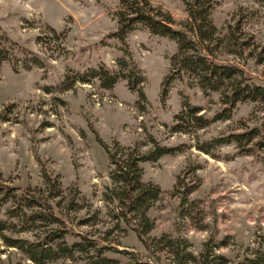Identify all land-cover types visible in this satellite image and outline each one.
<instances>
[{"label": "rangeland", "instance_id": "1", "mask_svg": "<svg viewBox=\"0 0 264 264\" xmlns=\"http://www.w3.org/2000/svg\"><path fill=\"white\" fill-rule=\"evenodd\" d=\"M151 1L174 16L176 28L189 17L183 0ZM215 1L212 19L222 39L215 46L217 60L240 63L264 85V0ZM121 3L0 0V45L8 49L0 63V184L14 188L8 198L0 193V218L10 227L0 234V264H36L9 246L6 237L38 240L67 229L106 239L154 264H176L166 240L177 238L186 239L197 255L210 243L215 254L227 259L216 264L264 258V147L252 148L259 138L224 144L210 153L201 150L214 138L261 126L264 101H241L230 119L191 133L175 132L185 99L213 117L224 108L221 94H206L185 75L173 82L162 102V83L173 73L171 59L178 46L142 25L129 34L127 43L146 76L145 96L130 90L124 78L113 88L104 87L90 71L106 66L122 72L123 45L111 36L119 28ZM243 45L242 57L230 52ZM83 74L88 81L78 79ZM95 132L107 142L116 138L127 146L146 144L143 150L151 148V135L163 145L184 149L142 165L144 181L163 190L148 212L154 228L146 238L153 250L132 228L123 230L118 204L105 200L111 168ZM45 174L61 181L62 195L46 184ZM77 197L79 210L71 207ZM12 208L22 217H11ZM51 210L65 222L42 218L24 230L25 215ZM65 238L76 240L71 234ZM110 255L125 259L119 253ZM79 263L61 258L48 264Z\"/></svg>", "mask_w": 264, "mask_h": 264}, {"label": "trees", "instance_id": "2", "mask_svg": "<svg viewBox=\"0 0 264 264\" xmlns=\"http://www.w3.org/2000/svg\"><path fill=\"white\" fill-rule=\"evenodd\" d=\"M183 2L189 17L180 23V28H176L174 16L162 6L152 3L151 0H122L121 8L116 13L119 28L111 34L123 45L125 56L119 59L122 72L116 73L109 67L101 66L93 68L90 76L99 79L107 88H113L119 78H124L128 81L130 90L138 91L144 97L143 84L147 79L128 48L129 34L137 26L142 25L154 35L176 41L178 52L171 59L173 73L168 75L162 83V102H166L173 82L188 75L196 80L206 94L219 92L224 105V108L215 116L208 117L205 113H201L203 111L201 106L185 99L183 110L177 115L173 128L175 132L191 133L194 129L205 128L218 120L230 119L241 101H264V85L256 83L253 75L240 63H220L217 60L215 46L220 44L222 39L212 19L216 1L183 0ZM52 30L57 32L55 29ZM230 34L236 36L235 32ZM244 45L236 50L231 49L233 51L230 52L236 55L241 54L239 56L242 57ZM7 56V47L0 45V63L7 59ZM26 61V66L29 67V59ZM78 77L84 82L89 80L87 74ZM95 133L98 142L108 155L111 168L112 185L106 187L105 200L118 204V218H122L125 224L123 230L132 228L147 249L153 250L151 241L146 238L154 228L148 212L161 198L163 190L160 185L152 181H144L142 165L145 162H155L165 155L183 152L184 149L182 146L163 145L151 135V148L143 150L146 144L127 146L116 138L107 142L97 132ZM256 138L259 139L252 148L264 147V121L261 126L243 133L214 138L201 146V150L210 153L211 148L232 142L240 145L245 141L252 142ZM1 175L0 173V178ZM45 182L53 189H57V195H62V183L59 179L45 174ZM13 190L14 188L10 185L0 184V193L5 198L10 197ZM80 206L78 197L72 200V208L77 207L79 210ZM50 208H52L51 205ZM8 214L11 217H22L15 208L10 209ZM25 216H27L25 222L28 226L24 227V230L33 228L32 223L36 224L37 220L42 218L49 222H65L62 215L57 216L52 210L51 213L44 215L31 213ZM9 228L7 222L0 218V234ZM66 234H71L76 240L73 243L68 242L65 238ZM6 240L9 246L18 248L36 264H48L61 258L80 262L79 264H154L150 260L141 259L135 251L119 249L111 243H105L106 239H95L73 229L49 233L38 240L13 237H6ZM166 242L174 255L176 264H216L220 259L227 261L224 256L214 253V247L210 243H205L203 250L197 255L189 249L191 244L186 239H168ZM158 243L161 244L162 241ZM110 253H119L125 259L111 256ZM245 264H264V258H247Z\"/></svg>", "mask_w": 264, "mask_h": 264}]
</instances>
